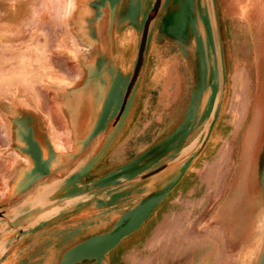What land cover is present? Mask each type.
<instances>
[{"label":"crops","instance_id":"crops-1","mask_svg":"<svg viewBox=\"0 0 264 264\" xmlns=\"http://www.w3.org/2000/svg\"><path fill=\"white\" fill-rule=\"evenodd\" d=\"M154 3L76 0L73 28L85 58L63 91L59 118L13 106L11 141L21 165L14 183L0 189V207L8 206L0 264H156V249L157 264H264V121L255 106L246 124L240 106L231 131L223 126L227 81L246 80L231 66L248 58L231 54L218 0H165L140 79L115 122ZM161 30L174 42L156 40ZM152 48L165 57H152ZM150 82H164L162 96L196 105L185 124L181 105L168 120L145 119L135 99ZM242 128L238 153L208 149L205 170L196 169L204 146L226 143ZM216 165L231 173L228 193L207 217L180 211L197 178L205 171L210 179Z\"/></svg>","mask_w":264,"mask_h":264},{"label":"rangeland","instance_id":"rangeland-1","mask_svg":"<svg viewBox=\"0 0 264 264\" xmlns=\"http://www.w3.org/2000/svg\"><path fill=\"white\" fill-rule=\"evenodd\" d=\"M218 8L233 45L231 54L236 58H248L241 66H231L235 73L243 72L246 80L227 81L223 126H229L234 118V107L240 106L246 124L255 106L260 109L264 121V0H218ZM75 11L76 0H0V189L14 183L21 165L11 141L10 115L13 106H39L44 113L59 118L63 91L76 83L82 71L85 52L73 28ZM189 14L192 21L197 19L193 5ZM185 21L186 17L181 20L182 23ZM189 37L194 39L192 34ZM156 40L169 43L175 38L161 30ZM151 51L152 57H165L163 50L159 52L152 48ZM169 52L173 50L169 49ZM163 84L150 82L135 101L140 103V110L145 111V119L155 122L168 120L174 108L181 105L185 124L190 109L196 108V105H191L190 98L186 96L177 101L162 96ZM230 129L227 127L228 131ZM221 130L224 132L223 127ZM244 132V128L235 130L228 142L220 140L211 142L210 147L204 146V160L196 169L205 168L208 149L215 155L223 151L238 153ZM218 136L221 137L222 133ZM259 156L264 188V149ZM193 175L195 178L196 174ZM230 176L228 169L217 165L211 171L210 179L204 171V177L197 178L195 182L196 192L192 196H184L186 205H180L179 210L188 209L191 217H207L228 193ZM151 255L152 261L157 264V249Z\"/></svg>","mask_w":264,"mask_h":264},{"label":"water","instance_id":"water-1","mask_svg":"<svg viewBox=\"0 0 264 264\" xmlns=\"http://www.w3.org/2000/svg\"><path fill=\"white\" fill-rule=\"evenodd\" d=\"M164 4H165V0H155L153 8L150 11V13L146 19V22L144 24V28H143V32H142V36H141L138 60H137L136 67H135L134 73L132 75L131 81L128 85L122 107H121V109L118 113V116L116 118L115 122H117V123L121 120L123 114L125 113L126 108L128 106V103L131 99V96H132V94H133V92L137 86L139 79H140L142 70H143L144 65H145L150 30H151L152 24L158 18L161 10L163 9ZM7 207L8 206H1L0 207V219L5 217L6 212L4 211V209H6ZM8 249H10V248H8Z\"/></svg>","mask_w":264,"mask_h":264},{"label":"bare ground","instance_id":"bare-ground-1","mask_svg":"<svg viewBox=\"0 0 264 264\" xmlns=\"http://www.w3.org/2000/svg\"><path fill=\"white\" fill-rule=\"evenodd\" d=\"M51 192H52V191H50V192H48V193H50V194H51Z\"/></svg>","mask_w":264,"mask_h":264}]
</instances>
